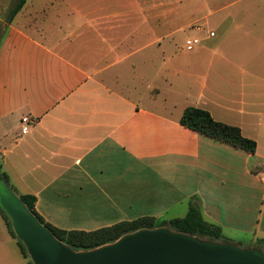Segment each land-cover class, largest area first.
Returning <instances> with one entry per match:
<instances>
[{"label":"crops","instance_id":"crops-1","mask_svg":"<svg viewBox=\"0 0 264 264\" xmlns=\"http://www.w3.org/2000/svg\"><path fill=\"white\" fill-rule=\"evenodd\" d=\"M18 1L0 18V164L18 195L86 231L197 199L223 235L264 239V0H24L11 16ZM189 106L255 152L182 125ZM12 239L0 214V264Z\"/></svg>","mask_w":264,"mask_h":264},{"label":"water","instance_id":"water-1","mask_svg":"<svg viewBox=\"0 0 264 264\" xmlns=\"http://www.w3.org/2000/svg\"><path fill=\"white\" fill-rule=\"evenodd\" d=\"M0 209L32 264H264L259 247L202 238L169 226L139 228L98 247L75 250L57 239L1 177Z\"/></svg>","mask_w":264,"mask_h":264},{"label":"trees","instance_id":"trees-1","mask_svg":"<svg viewBox=\"0 0 264 264\" xmlns=\"http://www.w3.org/2000/svg\"><path fill=\"white\" fill-rule=\"evenodd\" d=\"M23 2L24 0H19L17 2L11 12V16L16 13ZM179 122L190 129L246 150L247 152L254 153L256 150L255 140L244 136L238 126L215 120L205 109L193 106L186 107L179 118ZM0 177L9 184L8 175L2 171L1 164ZM19 196L27 205L29 210L40 220L42 224L51 230L57 239L71 246L75 250L92 249L112 242L124 233L132 232L139 228H153L156 226H169L176 231L200 236L202 238L218 241L226 240L223 237L222 229L219 225L208 222L203 218L197 199L190 201L188 210L182 217L156 221V219L152 216H142L133 220L120 221L109 226L86 231L77 229H62L46 222L35 209V197L33 195L19 194ZM0 214L3 217L10 234L16 239L24 257L27 259V264H32L26 253L25 247L13 233L9 218L1 209ZM258 245L264 246V239H261L258 242Z\"/></svg>","mask_w":264,"mask_h":264},{"label":"rangeland","instance_id":"rangeland-1","mask_svg":"<svg viewBox=\"0 0 264 264\" xmlns=\"http://www.w3.org/2000/svg\"><path fill=\"white\" fill-rule=\"evenodd\" d=\"M16 1L17 0H2L3 4L1 5V8H0V18H2V20L4 22H6V20L8 19L11 8L15 5ZM2 26H3V23L0 22V33L2 31ZM188 28H190V27H188ZM191 34H192L191 29H185V31L180 32L178 34V36L179 37L180 36L187 37V36H191ZM152 69L155 70L156 68H154V66H152ZM158 81H159V79H158ZM223 237L226 240L233 241L242 247H250V246L256 247L257 246L264 251V246L258 245V243L247 240L245 238H239V237L236 238V237H231V236H227V235H223ZM12 240L13 241H10V243H9V259L12 261V264H26V259L23 258L19 252V248L17 246L16 239L14 238ZM6 260L8 261V258Z\"/></svg>","mask_w":264,"mask_h":264},{"label":"built area","instance_id":"built-area-1","mask_svg":"<svg viewBox=\"0 0 264 264\" xmlns=\"http://www.w3.org/2000/svg\"><path fill=\"white\" fill-rule=\"evenodd\" d=\"M199 29L200 27L197 26ZM210 35H213V32L209 33ZM199 44V39L198 38H187L184 42V46L187 50H193L195 46ZM21 133H27L29 130V127L34 121L29 117V116H24L21 118Z\"/></svg>","mask_w":264,"mask_h":264}]
</instances>
